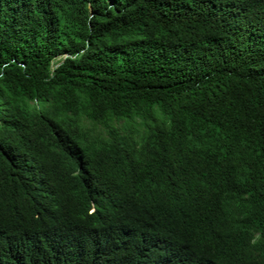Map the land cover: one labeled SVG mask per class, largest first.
<instances>
[{"label":"trees","instance_id":"trees-1","mask_svg":"<svg viewBox=\"0 0 264 264\" xmlns=\"http://www.w3.org/2000/svg\"><path fill=\"white\" fill-rule=\"evenodd\" d=\"M0 264H264V0H0Z\"/></svg>","mask_w":264,"mask_h":264}]
</instances>
